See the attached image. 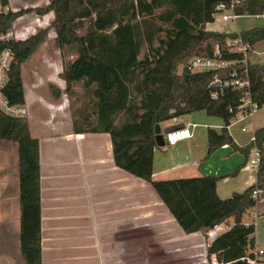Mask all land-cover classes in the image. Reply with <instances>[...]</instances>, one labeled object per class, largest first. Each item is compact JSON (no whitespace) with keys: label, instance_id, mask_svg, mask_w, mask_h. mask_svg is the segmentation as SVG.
<instances>
[{"label":"trees","instance_id":"16d2710c","mask_svg":"<svg viewBox=\"0 0 264 264\" xmlns=\"http://www.w3.org/2000/svg\"><path fill=\"white\" fill-rule=\"evenodd\" d=\"M229 1L50 0L38 12H54L51 27L56 30V45L63 53L61 77L66 82V93L73 95L82 85L89 110L92 106L76 116L75 126L108 132L116 164L147 180L185 233L205 231L233 219L231 228L213 240L208 253L216 254L224 264H250L242 258L255 243V224L245 223L244 217L257 205L255 185L227 198L217 190L219 180L237 175L246 162L227 175L153 178L158 147L156 125L197 111L224 122L220 131L208 129V156L225 145L248 154L249 145L240 146L229 126L240 114L248 113L243 106L248 90L253 101L263 107L264 63L250 60L254 49H249L245 62L244 53L228 41L241 38L253 47L264 40V26L240 32L207 29V23L215 21L216 6ZM235 11L239 15L264 14V0H240ZM25 12L0 15V32L11 29ZM48 30L0 44L15 52L5 88L10 103L25 104L22 65L46 40ZM145 44L148 52L141 57ZM66 50H70L68 56ZM196 56H218L231 64L218 70L192 72L189 61ZM216 78L221 83L215 84ZM235 78L247 79L249 87L224 84ZM119 114L125 116L121 121L117 120ZM256 135L262 143L264 126L256 129ZM2 139L18 145L21 251L27 264H43L40 140L31 135L26 117H12L0 110ZM262 180L259 174L258 181L264 186Z\"/></svg>","mask_w":264,"mask_h":264},{"label":"crops","instance_id":"0c3cea01","mask_svg":"<svg viewBox=\"0 0 264 264\" xmlns=\"http://www.w3.org/2000/svg\"><path fill=\"white\" fill-rule=\"evenodd\" d=\"M261 17L264 18V14H261ZM210 24L207 23L206 26L209 30L243 31L223 30L220 26L212 28ZM257 24L264 26V22L256 21L255 25ZM57 48L60 58L62 56L63 59L61 49ZM259 53H264V50ZM250 60L254 63H264L262 60L252 58ZM56 65L59 67L58 63ZM63 68L64 66L59 67L60 74ZM60 86L58 98L65 94L66 82L63 78ZM40 102L35 98L28 105L25 92L29 130L33 137L40 140L43 264H109V261L119 264L120 258H125L126 224L129 225V221L142 214L151 213L141 219L151 222L163 219L165 223L162 224L168 229L172 231L177 229L179 233L186 234L153 186L147 180L127 172L116 164L112 138L108 132L79 130L74 124L73 112L70 114L68 111H71L70 103L63 96L56 102L52 101L49 104L50 108L41 105ZM195 114L201 113L187 115L198 116ZM187 115L161 123L164 138L168 129L172 131L183 127L184 124L197 123L187 122L185 119ZM196 128L192 138L175 144H168L165 141L176 153L169 154L165 149L160 151L158 158L159 148L163 146L155 149L154 179L221 176L232 173V170L222 172L219 166L205 164L203 160L209 157L208 130L205 143L200 144L196 137ZM209 128L211 127L208 126ZM77 133H85V137L79 139L76 137ZM247 140L243 143L236 142L244 146L248 144ZM205 145L207 150L205 148L202 151ZM183 146H186V151L183 150ZM243 154L245 159L241 163L247 159V155L244 152ZM246 169L244 164L240 170ZM7 170V166L0 167V205L9 207L11 199L14 200L12 215L0 213V264H27L20 244V182L18 180V187L11 186L7 182ZM222 179L218 182L217 190L222 198H227L221 194L220 182L229 179V176ZM160 213L164 215L161 216ZM200 232L202 231L196 232L195 235H201ZM168 236L169 240L175 239V234Z\"/></svg>","mask_w":264,"mask_h":264},{"label":"rangeland","instance_id":"374dc122","mask_svg":"<svg viewBox=\"0 0 264 264\" xmlns=\"http://www.w3.org/2000/svg\"><path fill=\"white\" fill-rule=\"evenodd\" d=\"M49 3L50 0H9V7L12 11H26L16 19L12 26L17 32L19 39L25 40V38L34 35L43 29H49L46 40L40 45L32 58L23 66V81L26 97L28 105L31 104L33 99L37 98L41 101V105L50 108L49 104L52 103V101L56 102V100L58 101V99L63 96V98L70 103V105L68 104L69 106H71L72 102L73 107L71 106V111H68L69 113L73 112V116L76 118L80 112L82 113L89 110L88 97L85 94L82 85L77 87L76 92L73 95H69L66 93V90H64L65 94H62L59 98L57 97V95H59L57 92H59V88L61 89L60 85L62 83V77L60 74L61 68L59 69V67L64 66V61L62 56L60 58V55L58 54L56 30L51 27L55 15L52 11L47 14H41L38 12L39 8H44ZM27 9L30 11H27ZM256 21L263 23L264 18H262L261 15H242L236 20H216L211 22L209 26L212 28L220 26V29L222 28L223 30L226 29L228 31L234 29L246 30L261 26L259 24L255 25ZM162 36L164 37V34H162ZM158 43L159 42L156 41L155 44L158 45ZM251 49H254L253 52H256V54H251L252 59L264 61V53H259L264 50V40L257 42L251 47ZM147 52L148 47L145 44L141 57ZM65 54L68 56L70 50H66ZM57 63L59 64V67H57ZM91 109L92 106L90 110ZM194 113L201 114H195L198 115L196 117L187 115L185 119L187 122L192 121L199 124L195 130L196 137L200 141V144L205 143L208 126L221 130L224 122L221 118H210L204 111H197ZM124 117L123 114H119L117 120L121 121ZM244 125L248 129L246 132L242 131ZM261 126H264V105L253 115L237 117L235 121H233L231 127L229 126V129L234 139H236L238 143H243L247 139L249 140L254 129ZM182 148L186 151V146H183ZM205 148L207 150L206 145L203 146L202 151H204ZM165 149L169 154L176 153L166 143L163 147L159 148L158 158L160 151ZM244 159L243 152L235 150L230 145H226L216 150L203 161H205V164L210 163L213 166H219L222 172H227L224 170H232L231 172H234ZM157 161L159 163V160ZM1 166H7V182H9L11 186L16 185V187H18L19 156L18 145L16 142L4 139L0 140V167ZM254 182H256V173L254 171H249L248 169H246V171L240 170L237 175H231L229 176V179L220 182L221 194L224 197H230L233 192H240ZM6 194L10 195L11 193ZM13 200L11 199L9 207L0 205V213H8L9 215H12ZM157 205H159V203H157ZM257 205V207L252 208L246 213L244 222L250 223L258 220L256 240L260 246H264V195L259 197ZM150 214L151 213L142 214L135 220L129 221V225L128 223L126 224L125 258H120L119 264H203L201 262V253L203 251L202 245L204 239L201 235L179 233L177 229L172 231L171 229H168L165 224H162L165 223L163 222V219L159 220L160 222H151L146 219H141ZM160 215L162 216L164 214L160 213ZM230 222L233 223V219H230ZM173 234H175V239L169 240L168 238L170 236L168 235ZM109 264L117 263L109 261Z\"/></svg>","mask_w":264,"mask_h":264},{"label":"built area","instance_id":"2783aa9c","mask_svg":"<svg viewBox=\"0 0 264 264\" xmlns=\"http://www.w3.org/2000/svg\"><path fill=\"white\" fill-rule=\"evenodd\" d=\"M239 2L240 0H230L229 2H223L218 4L213 14L214 20L230 21L238 19L240 15L235 11V5ZM10 11L12 10L9 7V0L8 2H6V0H0V15L9 13ZM10 40H21L19 39L17 32L13 29V27L5 33L0 32V44ZM228 44L232 47L235 46V50L243 52L245 56V62L247 61L248 51L252 47L250 44L243 43L241 38L234 39L233 41L229 40ZM14 59L15 52L11 48L4 49L0 47V110L12 117H26L28 115V109L26 105L10 103L8 97L5 94V88L7 87L9 82L10 71ZM230 64V61L220 58L218 56H196L189 61L188 67L192 72H203L222 69L224 67L229 66ZM232 76H235V73H233ZM214 83L219 84L221 83V81L216 78ZM224 84L234 85L235 87H249V81L247 79L243 80L240 78H235L231 80L227 79L225 80ZM243 106L247 107L248 113L240 114L238 117H243L245 115H253L260 109V106L253 101L251 97V92L249 90L245 92ZM197 126V123H188L184 124L183 127H179L172 131H169L165 134V141L168 144H175L181 140L192 138L194 136V129ZM247 130V127L244 125L242 127V131L246 132ZM76 137L82 139L85 137V133H77ZM248 145L249 151L247 154L245 167L256 173V183L253 184L255 185V188L253 189V196L257 199L258 203L259 197H262L264 195V186H262L258 181L259 174H262L263 180L261 181V183H264V141L262 143L258 142L256 129H254V131L252 132L248 140ZM254 224L255 232L252 237L255 239V243L254 245H250L248 247V254L242 259L247 260L250 264H264V246H260L256 241L258 220L254 221ZM232 225L233 223H231L230 220H227L225 222L215 225L212 228L200 232L204 239L202 245L203 251L201 253V262L203 264H224L219 261L216 254L209 255L208 249L212 244L213 240L220 233L230 229Z\"/></svg>","mask_w":264,"mask_h":264},{"label":"water","instance_id":"95a60500","mask_svg":"<svg viewBox=\"0 0 264 264\" xmlns=\"http://www.w3.org/2000/svg\"><path fill=\"white\" fill-rule=\"evenodd\" d=\"M170 129H168L166 132H169ZM156 132V141L158 146H164L166 144L164 134L161 132V128L159 125H156L155 127Z\"/></svg>","mask_w":264,"mask_h":264}]
</instances>
